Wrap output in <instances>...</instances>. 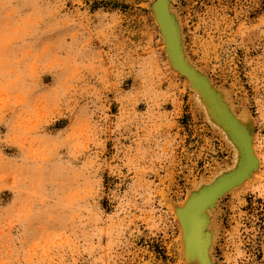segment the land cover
Returning a JSON list of instances; mask_svg holds the SVG:
<instances>
[{"label":"rangeland","instance_id":"1","mask_svg":"<svg viewBox=\"0 0 264 264\" xmlns=\"http://www.w3.org/2000/svg\"><path fill=\"white\" fill-rule=\"evenodd\" d=\"M153 1L0 0V264H182L172 205L230 153L168 66ZM173 6L262 162L220 203L215 264H264V0Z\"/></svg>","mask_w":264,"mask_h":264},{"label":"bare ground","instance_id":"2","mask_svg":"<svg viewBox=\"0 0 264 264\" xmlns=\"http://www.w3.org/2000/svg\"><path fill=\"white\" fill-rule=\"evenodd\" d=\"M151 6L160 29L163 51L170 62L168 66L184 78L196 110L230 153L229 162L218 164L210 170L211 175L191 181L186 197L171 206L179 224L178 252L182 258L179 261L182 264H215V246L222 229L217 219L220 203L226 195L236 194L256 180L262 164L254 144L255 122L245 108L237 111L227 88L216 85L204 67L192 60L183 21L173 0H154Z\"/></svg>","mask_w":264,"mask_h":264}]
</instances>
